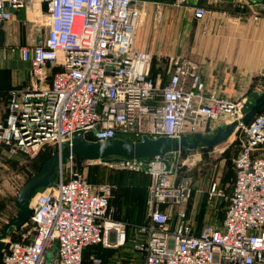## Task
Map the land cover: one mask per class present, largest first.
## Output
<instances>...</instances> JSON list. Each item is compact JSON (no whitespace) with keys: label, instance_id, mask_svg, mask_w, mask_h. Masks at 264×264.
I'll return each instance as SVG.
<instances>
[{"label":"built area","instance_id":"1","mask_svg":"<svg viewBox=\"0 0 264 264\" xmlns=\"http://www.w3.org/2000/svg\"><path fill=\"white\" fill-rule=\"evenodd\" d=\"M28 1L45 5L33 20L45 34L18 48L29 64V81L8 91L0 120L6 155L34 158L49 144L60 152L80 136L92 142L206 137L216 120L237 122L241 144L221 223L199 231L181 208L193 191L188 165L176 160L181 151L147 161L83 162L148 177L147 211L138 225L113 218V186L87 181L69 158L56 184L31 199L29 220L0 239V264H264V112L243 125L246 99H222L217 90L203 95L200 66L188 58L164 59L163 75L153 76L152 56L133 45L143 14L138 0H0V25ZM231 1L264 16V0ZM191 8L199 20L207 13ZM215 196L221 193L212 185L208 200ZM172 208H178L175 214ZM92 247L112 254L92 251L85 258Z\"/></svg>","mask_w":264,"mask_h":264},{"label":"crops","instance_id":"2","mask_svg":"<svg viewBox=\"0 0 264 264\" xmlns=\"http://www.w3.org/2000/svg\"><path fill=\"white\" fill-rule=\"evenodd\" d=\"M138 1L143 14L133 45L152 56L153 76L163 75L164 59L188 58L200 66L202 94L217 90L220 98L230 101L251 97L254 83L264 80V16L255 17L231 0H188L182 7L171 6L169 0ZM158 4L162 16L155 23L152 15ZM194 4L207 10L204 18H194ZM45 10L44 4L28 1L0 25V120L5 118L8 91L28 84L29 64L20 59L18 48L44 37L33 20ZM192 196L187 214L205 223L214 201Z\"/></svg>","mask_w":264,"mask_h":264},{"label":"rangeland","instance_id":"3","mask_svg":"<svg viewBox=\"0 0 264 264\" xmlns=\"http://www.w3.org/2000/svg\"><path fill=\"white\" fill-rule=\"evenodd\" d=\"M254 85L252 87L253 94L246 98L245 108L248 107L247 110L264 91V80L256 82ZM221 123L222 120L212 121L209 126L213 131L206 138L210 139L215 134L217 127H223L224 125ZM240 144L238 132L233 129L231 136L219 146L207 148L200 145L195 150L181 151L179 157H176L179 163L184 161L188 165L187 175L192 181L193 189L198 190V193L192 192V195L196 194L198 199L206 197L208 199V192L212 185H215V190L221 193V196H215L208 200L214 201V205L206 216L205 223L200 220L196 223V220L187 214L193 220L195 230L201 229L206 224L215 225L219 222L229 198L230 181H227L226 178L228 174L232 175V160ZM56 152V147L52 144L40 149L34 158L20 154L8 156L4 153L3 148L0 149V235L9 236L12 233L13 236L15 229L7 228V225L18 212L15 206L16 194L24 182L36 174L38 157L42 154L47 156L49 153ZM72 170L79 172L90 181L114 185L109 205L112 217L132 220H142L145 217L149 183L147 176L127 171H112L101 165L87 166L84 163H75ZM140 183L144 185L143 188L139 187ZM188 202L189 200L181 206L186 213ZM177 209L172 208L171 213L175 214ZM102 253L106 256L111 255V251L108 250H102Z\"/></svg>","mask_w":264,"mask_h":264},{"label":"water","instance_id":"4","mask_svg":"<svg viewBox=\"0 0 264 264\" xmlns=\"http://www.w3.org/2000/svg\"><path fill=\"white\" fill-rule=\"evenodd\" d=\"M27 86V85H26ZM25 86V87H26ZM264 107V92L259 96L249 109L244 113L240 122L246 125ZM237 122H232L223 127H217L215 134L209 139L200 135L191 138L182 137L179 140L159 137L150 139L143 136L136 142L123 139H110L102 142L87 141L83 136L74 137L69 146H64L60 152L52 154L42 163L39 170L32 177L28 178L16 194L15 206L18 210L15 218L11 219L7 228L19 229L30 217V201L35 193L41 189L56 184L58 169L63 166L69 158H78L83 162L143 160L162 159L165 155L175 151L195 150L198 146L204 145L207 148H214L224 143L232 134ZM5 235H1L3 239ZM3 243L0 241V260ZM47 260L50 254L46 255Z\"/></svg>","mask_w":264,"mask_h":264},{"label":"trees","instance_id":"5","mask_svg":"<svg viewBox=\"0 0 264 264\" xmlns=\"http://www.w3.org/2000/svg\"><path fill=\"white\" fill-rule=\"evenodd\" d=\"M6 103H7V100H6ZM6 105V104H5ZM247 108L248 107H246V110H247ZM261 112H264V107L261 109V111H260V113ZM126 140L127 141H131V139H128V138H126ZM3 147H0V149H2ZM51 154L52 153H49L47 156H44L43 154L42 155H40V157H38V160L39 161H37V168H36V171H35V173L39 170V167L42 165V163L43 162H45L50 156H51ZM21 155V154H20ZM236 155V154H235ZM72 161H73V164H75V163H83V161H81L80 159H78V158H72ZM233 161V160H232ZM231 167H232V175H230V174H228V176H227V178H226V180L227 181H230V188H229V195H230V193H231V187H232V184H233V180H234V168H233V164H231ZM132 174H136V173H132ZM87 181H89V182H91V183H98V182H93V181H90V180H88L87 179ZM100 183H103V182H100ZM113 186V189H114V185H112ZM139 187H144V185L142 184V183H140L139 184ZM112 193H113V190H112ZM109 205H110V200H109ZM227 206V205H226ZM226 206H225V208H226ZM225 208L223 209V212H224V210H225ZM222 212V213H223ZM187 214V213H186ZM223 217V216H222ZM115 219H117V220H120V221H124V222H127L128 224H133V225H138V224H141V223H143L144 222V220H145V217L142 219V220H132V219H119V218H116L115 217ZM97 252V253H99L100 255H102V256H106L104 253H102V250H100L99 248H97V247H92V248H88L86 251H85V253H84V256H85V258H86V256L89 254V253H91V252Z\"/></svg>","mask_w":264,"mask_h":264}]
</instances>
